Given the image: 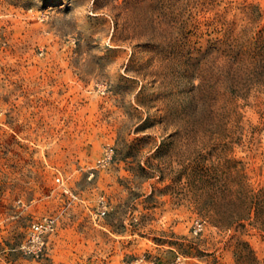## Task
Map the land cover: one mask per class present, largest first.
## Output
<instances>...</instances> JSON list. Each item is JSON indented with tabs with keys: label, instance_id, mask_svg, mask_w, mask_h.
<instances>
[{
	"label": "rangeland",
	"instance_id": "rangeland-1",
	"mask_svg": "<svg viewBox=\"0 0 264 264\" xmlns=\"http://www.w3.org/2000/svg\"><path fill=\"white\" fill-rule=\"evenodd\" d=\"M0 264H264V0H0Z\"/></svg>",
	"mask_w": 264,
	"mask_h": 264
},
{
	"label": "built area",
	"instance_id": "built-area-1",
	"mask_svg": "<svg viewBox=\"0 0 264 264\" xmlns=\"http://www.w3.org/2000/svg\"><path fill=\"white\" fill-rule=\"evenodd\" d=\"M111 157V152L105 157V161ZM104 213L105 210H102ZM58 220L55 215H43L31 222L26 239L21 243L20 249L26 256L40 257L48 246L50 236L57 230ZM201 229V225L198 227Z\"/></svg>",
	"mask_w": 264,
	"mask_h": 264
},
{
	"label": "trees",
	"instance_id": "trees-1",
	"mask_svg": "<svg viewBox=\"0 0 264 264\" xmlns=\"http://www.w3.org/2000/svg\"><path fill=\"white\" fill-rule=\"evenodd\" d=\"M250 208H253V207H250ZM235 217H239L240 215L239 214H236L234 215ZM233 217V218H235ZM232 218V217H231ZM227 219L225 216L221 215L218 217H216V219H214V223L218 226H222V227H227V228H230L233 226V220L232 219Z\"/></svg>",
	"mask_w": 264,
	"mask_h": 264
},
{
	"label": "crops",
	"instance_id": "crops-1",
	"mask_svg": "<svg viewBox=\"0 0 264 264\" xmlns=\"http://www.w3.org/2000/svg\"><path fill=\"white\" fill-rule=\"evenodd\" d=\"M26 207L27 208H29L30 207V210H31V212H32V203L30 202L28 205H26ZM23 212V211H22Z\"/></svg>",
	"mask_w": 264,
	"mask_h": 264
}]
</instances>
